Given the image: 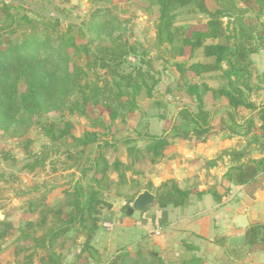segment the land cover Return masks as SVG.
Wrapping results in <instances>:
<instances>
[{"label":"trees","instance_id":"1","mask_svg":"<svg viewBox=\"0 0 264 264\" xmlns=\"http://www.w3.org/2000/svg\"><path fill=\"white\" fill-rule=\"evenodd\" d=\"M144 1L148 2V15L156 8L155 40L174 61L178 74L175 87L195 105L194 110L182 106L161 136L149 134L147 124L142 129L126 128L138 111V96L144 92L148 99L152 98L157 81L150 75V69H143L141 61L125 72L123 66L129 64V55H137L114 36L109 19L100 20L97 14L88 21L87 34L101 43L92 47L79 41L84 36L81 28L72 25L62 28L61 12L57 11L58 17L50 22H42L12 4L0 6V133L20 138L26 129L37 125L49 145L37 156L33 155L34 161L25 164L23 170L28 174L43 170L50 154L62 153L65 161L70 162L65 170L79 174L57 203L44 204L47 193L28 203L30 213L37 210L36 220H27L16 229L11 223L0 221V251L15 231L12 255L29 253L22 264H33V257L39 255L38 264H63V256L53 250L54 244L66 238L73 247L78 237L84 240L73 255L74 264H165L159 254L139 246L134 250L124 248L106 263L102 262L101 253L92 241L112 209V203L103 198L104 192L114 188L125 203L122 207L125 211L141 187L138 180L128 178L133 167V175L143 176L160 163L172 140L187 139L189 135L199 139L215 128L216 120L230 135L243 131L247 136L256 131L254 119H257L260 135L254 133L250 138L253 143L262 139L264 147V106L257 108L249 102V95L259 90L261 82L249 56L264 49V22L258 21L260 15L264 16V0H240L244 8L239 7L237 0H213L212 9L206 0ZM248 1L252 8L246 6ZM188 7L204 15L206 21L175 25L177 12ZM249 12H255L254 22L246 18ZM208 41L212 43L207 44ZM198 50L206 61L189 62ZM74 56L81 57L84 65L77 64ZM178 58L185 60L176 61ZM98 72L103 74L100 76ZM212 73H219L221 84L217 88L205 82L204 76ZM207 96L209 109H206ZM155 105L160 106L157 102ZM241 109L251 113L243 126L238 119ZM63 110L88 119L90 128L74 136L75 126L69 120L61 126L56 122H40L43 116ZM94 113L97 116L92 118ZM137 141H145L147 145L136 147ZM119 143L126 146L127 163L118 158ZM232 156L235 162L224 174L232 185H245L264 173V157L241 162L246 158L245 152H232ZM7 159L4 156L2 161ZM86 177L88 181L83 184ZM125 189L133 193L121 197ZM153 194L155 205L165 209L184 207L190 192L169 180L155 188ZM245 244L250 250L264 249V226H250L245 231ZM198 263L193 260L185 264Z\"/></svg>","mask_w":264,"mask_h":264},{"label":"crops","instance_id":"2","mask_svg":"<svg viewBox=\"0 0 264 264\" xmlns=\"http://www.w3.org/2000/svg\"><path fill=\"white\" fill-rule=\"evenodd\" d=\"M28 2L32 5L50 3L65 8L64 0ZM68 2L71 4L72 0ZM258 21L263 23L264 16L260 15ZM198 51L201 53V50ZM249 59L255 74L261 78L260 88L249 95V102L259 108L264 106V49H258ZM200 61L206 60L203 58ZM206 83L211 88L220 85ZM250 115V111L241 109L239 124L243 126ZM147 118L149 134L161 136L166 128L157 133L160 117ZM254 122L256 131L245 136L243 131L238 135H230L216 120L215 128L199 139L189 135L187 139L172 140L164 150L160 163L153 166L150 172H144L143 176L133 175V167L128 178L136 179L141 184L139 193L148 191L153 194L155 188L172 180L181 190L190 192L188 202L182 208L168 206L160 209L154 201L142 213L140 220L125 216L124 211L120 213L124 201L119 208H115L112 203L109 214L112 230L101 226L94 237L98 243V247H95L107 254H117L124 248L134 250L139 246L159 254L165 264H185L193 260H197L198 264H264V249L250 250L245 244V231L250 226H264V173L257 174L242 186L232 185L224 178L228 168L235 162L232 152H245L246 158L241 162L248 158L259 160L264 157L262 139L257 143L251 142L250 137L254 133L260 135L259 122L257 119ZM136 144V147H140ZM118 153L122 154V157L118 154L121 162H129L125 150L120 153L118 149ZM5 201L0 200V203ZM0 207L9 215L15 213L8 203ZM239 216H243L245 228H239L236 222Z\"/></svg>","mask_w":264,"mask_h":264},{"label":"rangeland","instance_id":"3","mask_svg":"<svg viewBox=\"0 0 264 264\" xmlns=\"http://www.w3.org/2000/svg\"><path fill=\"white\" fill-rule=\"evenodd\" d=\"M7 1V4H5ZM29 0H0V6L13 5V8L23 9L27 14L34 19L42 22H50L58 17L62 24V28L67 25L81 28L83 37L79 39L81 43H90L92 47L101 44L99 41L94 40V35H89L87 24L93 15L98 14V18L103 20L109 19L113 24L114 36H118L123 42H125L129 48L133 49L134 54L129 55L127 62L123 69L128 72L131 69V65H135L138 61L144 63L143 69H150L151 76L157 81L155 89L152 90V98L148 99L143 92L138 96V111L131 117L126 125L127 130L133 128L142 129L148 122V116H159L157 133H160L161 129H165L169 126L170 118L174 116L178 109L182 106L188 107L190 110L195 109V105L190 103V100L182 93L177 91L175 84L177 79V72L173 66L174 61L169 59L165 51V47H160L156 44L154 24L157 19L156 8L150 10L151 14H147V1L144 0H72L76 1V4H70L68 0H64L65 8L53 6L50 3L32 5L29 4ZM238 5H245L240 0H237ZM206 4L209 8L214 7L213 0H206ZM251 1L246 3L247 7H251ZM58 11V12H57ZM98 12V13H97ZM255 12H249L246 15L248 21L254 22ZM206 17L191 7L180 9L177 12L175 25H193L197 23H204ZM224 23L226 19L223 20ZM79 42V44H80ZM76 63L84 65V60L81 57H75ZM203 59L199 51L195 52L194 58L188 60L189 62L200 61ZM185 59L178 58L176 61H183ZM150 64V68L147 67ZM98 74H103L98 72ZM219 73H212L204 76L205 82L212 85L221 84ZM151 85V81H148ZM169 91H167V89ZM209 97H206V108L210 106L207 103ZM156 102L160 106H156ZM164 107H163V106ZM97 113H94L92 118H95ZM69 120L75 126L72 134L78 136L85 129L90 128V121L86 118L71 116L68 111L63 110L61 112L48 114L43 116L40 122L51 123L56 122L59 126L63 121ZM145 142L138 141L137 146L145 147ZM49 145V141L41 134V131L37 125L30 126L25 130V134L20 138H8L0 133V200H6L1 202L0 206L4 204H10L14 209L13 214H8L3 207H0V221H7L12 224L16 229L27 220H36L37 210L34 213L28 211V203L38 199L43 193L46 194L44 204H55L63 196V191L70 187L72 180L79 178V174L76 171H66L65 166L70 162L65 161V157L62 153L58 155L50 154L48 160L45 163L43 170H36L34 173H27L23 170V166L34 161V156H37L43 152L44 148ZM124 144L118 145L120 153L125 150ZM63 151V147L60 149ZM50 153V151H49ZM4 156H8L7 161H2ZM122 157V154H119ZM142 181L143 179L140 178ZM88 177L82 182L87 183ZM42 187L36 191L34 188ZM54 187L55 189H51ZM51 189V190H50ZM121 193L125 195L129 192L133 193L129 189H125ZM103 198L113 203L115 208H119L123 199L116 195V190L112 188L110 191H105ZM24 209L23 212H21ZM123 213V210H120ZM109 215H106L103 219L101 226L111 223ZM113 226V224H112ZM13 229V230H15ZM10 238L4 241L1 245L0 251V264H22L27 261L26 256L28 252H22L18 256L14 257L13 254V240L16 238L17 233L12 231ZM83 237H78L75 246L71 247L69 239L63 238L54 244L53 250L60 253L63 256V264H74L73 255L78 253L80 247L79 244L83 242ZM94 246L98 247V243L92 241ZM71 247V248H70ZM70 248V249H69ZM100 249V248H99ZM102 256V262H107L115 254H107L105 251H100ZM44 254V253H43ZM39 255V254H38ZM40 256V255H39ZM39 256L33 257V264H38Z\"/></svg>","mask_w":264,"mask_h":264},{"label":"water","instance_id":"4","mask_svg":"<svg viewBox=\"0 0 264 264\" xmlns=\"http://www.w3.org/2000/svg\"><path fill=\"white\" fill-rule=\"evenodd\" d=\"M72 4L75 5L76 1H72ZM155 201V197L153 194L149 193L148 191L140 192L132 204L126 208L124 211V215L131 217L135 220H140L142 213L146 210L147 207L152 205ZM243 216H239L236 218V222L239 225V228H245L246 224L243 223Z\"/></svg>","mask_w":264,"mask_h":264},{"label":"built area","instance_id":"5","mask_svg":"<svg viewBox=\"0 0 264 264\" xmlns=\"http://www.w3.org/2000/svg\"><path fill=\"white\" fill-rule=\"evenodd\" d=\"M5 4H7V1H5ZM104 227L107 229H111L112 228V224L111 223H106L104 224Z\"/></svg>","mask_w":264,"mask_h":264}]
</instances>
